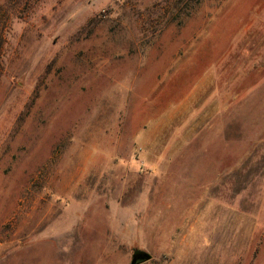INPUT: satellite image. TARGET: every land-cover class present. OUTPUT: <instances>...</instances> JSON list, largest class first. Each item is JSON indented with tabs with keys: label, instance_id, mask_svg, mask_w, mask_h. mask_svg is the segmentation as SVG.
I'll return each mask as SVG.
<instances>
[{
	"label": "rangeland",
	"instance_id": "rangeland-1",
	"mask_svg": "<svg viewBox=\"0 0 264 264\" xmlns=\"http://www.w3.org/2000/svg\"><path fill=\"white\" fill-rule=\"evenodd\" d=\"M263 102L264 0H0V264H219L215 213L264 226Z\"/></svg>",
	"mask_w": 264,
	"mask_h": 264
},
{
	"label": "crops",
	"instance_id": "crops-1",
	"mask_svg": "<svg viewBox=\"0 0 264 264\" xmlns=\"http://www.w3.org/2000/svg\"><path fill=\"white\" fill-rule=\"evenodd\" d=\"M252 104L255 103L253 100L251 102ZM218 104H221V102H218ZM263 108L264 109V102H263ZM262 119L264 121V111L262 114ZM262 132H264V122H263V128L261 129ZM219 138L216 140L214 145L217 143L221 144V136H218ZM226 137L230 138V141L232 140V135L224 136L226 140ZM263 144L262 147H264V140L261 141ZM230 153H233L232 151ZM234 154V153H233ZM235 155V154H234ZM236 163V162H235ZM237 168V165L231 164L228 166L227 169L222 170L220 169L219 172H234V170ZM199 217H204V220H207L205 215H199ZM214 225L213 228L209 233V237H212L214 240V251L218 255L216 258H219V264H225L227 261V256L225 257L224 254H222V246H221V240L223 238H229V240L226 242L227 244H230L231 250L235 251V253L239 252L240 254L230 262V264H264V254L260 256L257 251H255L254 243H255V237H264V226L260 229L254 228V215L251 213L246 214H238V213H215L214 214ZM241 217V218H240ZM242 217H246V222L244 224L241 223ZM264 218V217H263ZM208 220H210L208 218ZM264 223V219L262 221ZM210 228V225H208ZM259 243V240L257 241ZM38 245V244H37ZM36 245H28V246H21V250H27L29 248L35 247ZM235 246V247H234ZM70 246H64L63 249L66 250V252H69ZM257 246L256 248H258ZM209 248H207L208 250ZM226 250V249H225ZM261 252H264V247ZM225 253V252H224ZM258 254V256L255 258V254ZM126 264L125 262H104V261H87V262H70L67 261L64 264ZM146 263V262H145ZM143 264V263H142Z\"/></svg>",
	"mask_w": 264,
	"mask_h": 264
},
{
	"label": "water",
	"instance_id": "water-1",
	"mask_svg": "<svg viewBox=\"0 0 264 264\" xmlns=\"http://www.w3.org/2000/svg\"><path fill=\"white\" fill-rule=\"evenodd\" d=\"M151 259V256L140 250H135L131 255L130 264H142L148 262Z\"/></svg>",
	"mask_w": 264,
	"mask_h": 264
}]
</instances>
